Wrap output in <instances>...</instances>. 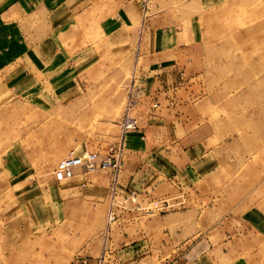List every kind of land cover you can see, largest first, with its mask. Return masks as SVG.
I'll return each mask as SVG.
<instances>
[{"label": "rangeland", "instance_id": "rangeland-1", "mask_svg": "<svg viewBox=\"0 0 264 264\" xmlns=\"http://www.w3.org/2000/svg\"><path fill=\"white\" fill-rule=\"evenodd\" d=\"M137 2L132 43L81 71L78 83L93 87L76 94L70 115L41 113L40 101L60 94L0 92V264H74L104 254L114 264L115 233L128 247L153 250L117 264H264V0ZM152 38L159 59L151 58ZM151 77L161 84L152 87ZM128 114L137 123L124 136ZM67 121L95 140L86 153L105 158L122 145L117 174L86 172L109 187L106 203L69 205L72 191L53 189L65 188L54 179L59 163L84 152L54 163L36 155L59 145L42 136ZM159 147L195 152L186 180L152 153ZM115 181L130 183L117 190L109 226ZM96 192L106 196L107 188Z\"/></svg>", "mask_w": 264, "mask_h": 264}, {"label": "crops", "instance_id": "crops-1", "mask_svg": "<svg viewBox=\"0 0 264 264\" xmlns=\"http://www.w3.org/2000/svg\"><path fill=\"white\" fill-rule=\"evenodd\" d=\"M139 18L140 8L137 0H0V92L12 94L16 93V90H22L31 96L38 92L60 94L51 97L52 100L45 105L44 101H40L41 113L70 115L76 108L74 104L78 102L76 98L79 96L76 94L93 87H82L78 83L81 71L87 67L92 68L106 55L125 53L132 43L129 30L137 25ZM150 45L153 54L151 58L159 59L160 52L155 46L154 38ZM142 57L146 58L143 51ZM157 64L158 75L164 77L162 62ZM158 77H151L152 87L160 83ZM94 110L96 107H90L89 113ZM63 125L64 127L55 132H46L47 137L42 136L46 141L58 140L59 145L55 148L43 147L37 156L53 157L54 163L56 158L69 155L73 151L86 153L85 151L96 147L95 140L90 136H82V133L73 132L68 128V121ZM147 125H153V120L150 119ZM138 133L149 138L151 131L141 130ZM154 149L156 150L152 153L159 155V159L167 167L184 174L185 180L188 178L189 169L194 165L195 152L189 153L178 148L168 151H162L160 147ZM142 168L136 167L133 174L142 172ZM87 174L78 169L74 178L58 182L64 189L59 186L53 189L62 195L72 191V195L66 200L69 205L80 206L87 203L92 206L98 204L96 202H105L108 199L109 187L96 186L93 176ZM132 177L131 174V184L134 183ZM130 182L118 186V189L125 191ZM101 187L107 188L106 196V193L97 194V189ZM115 235L121 238V245L115 246L114 249L112 247L111 254L116 257L114 264L121 263L122 256L140 259L146 252H153L152 249L145 250V246L141 245L139 249L136 245L128 247L123 244V238L128 239L123 233ZM113 256L111 255L112 258Z\"/></svg>", "mask_w": 264, "mask_h": 264}, {"label": "built area", "instance_id": "built-area-1", "mask_svg": "<svg viewBox=\"0 0 264 264\" xmlns=\"http://www.w3.org/2000/svg\"><path fill=\"white\" fill-rule=\"evenodd\" d=\"M131 108V106L129 105ZM129 108V109H130ZM136 120L129 116H126L125 121L123 123V134L124 136L131 130L135 128ZM123 156V148L122 145H112L108 149V156L105 158L100 157L97 153H83L81 155L70 156L62 160L57 169L54 172V179L57 182H63L66 180H70L75 177L76 170L82 169L85 172H94L99 169H111L115 174L120 171L121 163ZM118 182L115 183L111 187V205L110 211L108 215V225L116 219L117 214L114 211L115 206L117 205V190H118ZM109 233V229H107V235ZM108 237V236H107ZM106 254L97 258V259H87V258H78L74 264H105L106 262Z\"/></svg>", "mask_w": 264, "mask_h": 264}, {"label": "bare ground", "instance_id": "bare-ground-1", "mask_svg": "<svg viewBox=\"0 0 264 264\" xmlns=\"http://www.w3.org/2000/svg\"><path fill=\"white\" fill-rule=\"evenodd\" d=\"M130 106H133L132 104H129Z\"/></svg>", "mask_w": 264, "mask_h": 264}]
</instances>
